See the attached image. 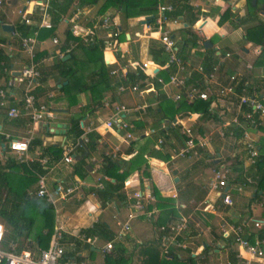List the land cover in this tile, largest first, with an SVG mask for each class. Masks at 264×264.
I'll use <instances>...</instances> for the list:
<instances>
[{
    "label": "crops",
    "instance_id": "0c3cea01",
    "mask_svg": "<svg viewBox=\"0 0 264 264\" xmlns=\"http://www.w3.org/2000/svg\"><path fill=\"white\" fill-rule=\"evenodd\" d=\"M78 1L73 0L66 14L60 16L56 25L51 22L52 28L50 30H37L38 44L35 47L34 63L41 76L35 92L38 103L46 105L45 102L50 101L49 109L53 118L43 119L34 125L26 152L27 159L34 160L35 167L41 168L43 172L41 175L45 178L46 191L53 202L50 204L53 209V219L49 239L53 231L60 228L62 233L60 246L64 252V259L77 260L81 264H87V262L103 264L104 255L100 249L105 241L102 242L97 234L88 233V230H92L96 225H102L112 234L113 239L115 233L111 230L107 220H104L109 208L113 206L116 214H119L120 209H123L125 220L128 214L134 213L132 193L139 192L142 196L151 195L152 185L159 190L163 197H170L173 193L177 197V192L186 186L193 192H204L202 199L196 205L188 194L181 199L175 198V205L182 207L180 209L182 215L186 209L191 210L186 216L189 218V225L184 236L190 238L199 234L208 238V243L203 244L202 249L198 248L196 252H191L193 256H195L194 254L201 255L202 251L206 249L209 264L212 262L210 257L212 254L221 257L222 253L225 264L228 251H232L235 257L238 250L235 247H229L227 245L229 241L222 237L226 231L229 232L230 226L243 227V236L248 239L251 238L250 241L258 237L264 242V225L260 229L254 227V222L264 224V218L261 215L264 193L259 191L256 197H253L258 178L257 168L254 171L249 167L247 168L246 154L243 148L244 140L241 137L242 133H247L256 142L259 157L261 149H264V120L261 121V127L256 130H250L244 125L236 127L232 124L233 117L237 115L236 108L232 105L230 96L219 95V89L231 83L235 94H240V90L243 88L244 95L258 99L264 106V12H255V10L250 9V6L259 8L264 4L263 0H254V3L252 0H156L155 13H144V15L139 13L141 8L138 7L127 8L126 12L122 13L116 1L103 12L99 11L103 5L102 0L91 6H79ZM45 2L46 0H2L0 6V52L8 59L9 68H5L7 72L3 73L2 71L3 75H0V89H4L9 77H16L15 74H18L27 62L25 56L19 51L17 39L10 32L3 30L2 26H9L11 32H17L16 26L24 17L29 21L27 28H34L35 30ZM161 5L172 7L171 11L163 13L165 19H169L164 30L169 32L176 48H179L184 40L182 38L183 31L190 32L196 38L195 47L189 49L185 58L177 56L188 65V68L190 67L189 70L192 71L193 75L195 74L200 78L199 83L186 81V86L196 84L199 89L208 94L207 101L209 104L206 115L198 112L184 115L181 110L179 113H174L173 119L170 121L169 117L163 116L159 109L163 108L169 112L173 105L177 107L178 102H172L171 96L175 95L178 90L172 87L166 90L162 89L161 86L157 89L154 87L153 81L160 77H152L150 71L154 67L152 71L157 72V69L162 67L151 61L148 50L150 46L161 48L158 35L157 37L156 35L143 36L140 34L136 23L144 27L141 21L150 17V21L146 23L149 24L157 15L158 6ZM171 12L178 13L176 17L172 18L168 16ZM75 13L78 15L77 21L73 24L68 23L69 18ZM105 16L109 17L120 32L118 42L122 47L124 46L120 55L121 61L124 58L123 54L127 56L124 60V68L120 70L133 73L135 68H141L145 77L143 81L137 83L138 94L136 93V95L140 103L134 106H144L146 111L144 115L131 117L136 125L134 133H132L133 139L128 141L123 140L122 133L105 128V122L112 116L114 106L116 104L123 105L117 98L116 103H111L108 89L110 86L112 87L109 85L112 76L105 83L108 88L107 91L100 92L102 99L99 106L93 105L89 93L77 95V104L67 107V103L59 99L61 93L55 92L53 95L49 92L53 86L56 90V88L66 84V82L61 81L57 70L54 71L53 67L58 59L62 62L68 60L69 53H72V56L75 57L74 62L78 63L84 70V79L95 80L94 76L90 74V68L93 67L92 63L86 62L78 49V45H85L77 43L60 58H57V54L66 47L68 42L65 40L66 30L70 32L75 26V32L83 35L95 28ZM220 19L222 20L221 23H219ZM47 31H51V33L47 34ZM186 36L189 37L187 34ZM52 38L57 40L56 45L51 43ZM92 38L91 43L97 40L102 43L103 63L108 67V70L113 71V66L116 64V53L112 54L104 48L102 32H97ZM206 40L209 41V45L203 47L202 44ZM164 55L167 60V55L165 53ZM65 56L68 57L62 60ZM144 63L148 65V68L143 69L141 67ZM197 67L202 68V74L194 71ZM208 67L210 69L206 70ZM209 73L213 74V78L206 81L204 75ZM231 77L234 78L233 82L229 81ZM235 81L243 82L239 93L236 92ZM61 82L62 84L58 85ZM122 82L124 85H131L127 80ZM204 82L207 83V86L204 85ZM22 92L23 83L18 81L7 89L9 96L7 106L15 107L20 111L17 118L7 119L5 116L6 109H0V162L2 164L8 160L7 165L12 167V169L7 170L9 183L12 187L17 191H24L28 197L36 198L34 196L36 189L35 170L28 166L27 168L30 170L28 176L21 171V168H13L12 162H17L15 155L9 152L3 141V135H8L12 139L25 138L31 129L28 117L20 110ZM51 99H54L53 103ZM56 99L57 101H55ZM10 102L13 106L9 105ZM85 106H89L90 109L80 119L79 129L82 131L80 136L90 135V145L85 144L83 149L72 153V162L65 164L62 159L66 150L78 140V138L72 140L70 136L66 135L69 129V118L80 116L81 110ZM238 121H240V116H238ZM179 124L191 126L194 135H208L210 137L208 146L198 151L195 156L189 155L185 158L172 159L171 150L181 145ZM28 127L30 128L28 129ZM150 130H153L155 134L163 135L164 143L160 153L166 155L168 159L162 162L157 159L146 158V167L142 166V169L145 168L146 176L137 172L130 174L124 180L123 187L118 193L124 200L117 202L114 195H106L108 192L107 183H112L114 180L103 174L101 170L102 158L121 163L118 171L120 173L123 169L122 164H125L137 153H143V157H145L147 151L155 149L156 135H150L148 133ZM229 132L232 133V136L228 135ZM237 133L241 135L238 137ZM118 134L121 136L119 137ZM37 160H46V163L41 164ZM232 165L234 167H231ZM221 167L230 171L227 176L230 186L235 182H242L240 179L243 175H249L254 181V184L246 185L239 191L230 187L231 206L229 207L222 205L208 188L212 172ZM31 178L35 180L28 184L27 180L29 181ZM174 178H176V182H174ZM232 180H234L233 183ZM75 183H78V189L65 201H61L59 197L63 190ZM98 184L101 185L102 189L98 187ZM111 202L114 203L111 204ZM147 207L154 210L152 219L147 221L142 216H137L131 221L130 234L125 240L119 243L114 242L113 246L120 244L124 249L131 252L134 246L140 245L155 236L156 230L151 224L157 216V211L153 208V202ZM112 217L114 218V215ZM35 219L26 239L20 241L22 243L21 252H28L33 256H37L40 251L46 249L49 243V239L47 244L43 242L40 245L37 242L36 237L41 231L43 234L46 233V230H42V218L38 216ZM119 223L122 222L116 221L115 227H118ZM221 225H224L223 229H221ZM224 230L225 232H223ZM100 241L102 244L98 248L96 242ZM185 249L189 250L188 247ZM87 250L88 254L86 253ZM177 252L180 255L182 251L177 250ZM95 253L101 256L99 263L92 256Z\"/></svg>",
    "mask_w": 264,
    "mask_h": 264
},
{
    "label": "built area",
    "instance_id": "2783aa9c",
    "mask_svg": "<svg viewBox=\"0 0 264 264\" xmlns=\"http://www.w3.org/2000/svg\"><path fill=\"white\" fill-rule=\"evenodd\" d=\"M2 5V0H0V6ZM47 0L45 2L44 8L40 13V18L36 25L35 30L29 36H20L17 32H10V34L17 39L18 47L20 53H22L27 62L22 66L21 70L16 77H9L6 82L4 89H0V109H6L5 116L7 119H15L20 115V111L15 107H8V94L7 89L11 88L15 82L23 83V92H22V101H21V111L28 117L31 129L27 132V137L22 139H12L8 135H3V141L7 145L9 152L15 155V160L24 164L27 167L30 166L34 160L27 159L26 152L28 150V144L31 140V135L33 127L35 124L39 123L41 120H49L53 118V114L49 109L50 102L46 105L36 102L35 100V90L38 87V79L40 78L39 71L36 69L34 63V54L35 47L38 44L36 36L37 30L44 29L50 30L52 24L50 21L49 13L47 12ZM172 10L171 6H158L157 15L152 19L151 22H154L156 30L158 31V41L162 51L167 55L166 66L172 68V72L168 75L167 80L163 81L160 78H157L155 81L161 86L162 89L166 90L170 87L177 89V93L171 96L172 102L176 103L180 100H184L188 103H191L195 100L207 101L208 94L206 91L199 89V86L192 84L186 86L187 79L191 76V70H189L188 65L182 61L176 53V46L174 41L170 38L168 31H165L162 28V24L165 22L164 12H169ZM77 13L73 14L68 23H75L77 21ZM21 23L28 25L29 21L27 18L22 17ZM75 26L72 27L70 31L73 37L77 38L79 41H68L66 47L57 54V58L62 57V55L68 53L77 43L82 45H88L90 40L93 39V35L97 32H102L104 40V48L107 49L110 53L115 54L118 51L119 47V30L117 26L109 19L108 16H105L101 19V22L95 26L88 33L83 35L75 32ZM146 31L150 30L149 24H144ZM53 45L57 44L55 38L51 39ZM228 56V55H226ZM143 69L148 68L147 64H142ZM154 69V67H153ZM151 69V76L154 77V73ZM3 73L7 72L3 68ZM123 71V70H122ZM199 74H202V68L197 67L194 69ZM126 71L122 73L120 71H110L109 76H118L122 81L126 80ZM204 78L206 81H209L213 78V74H205ZM234 78L229 79L230 82H233ZM204 85L207 86V83L204 82ZM129 91L130 93H138V85L131 84L118 87V92L124 93ZM244 89L241 88L240 94H235L231 83L227 86H224L219 89V95L230 96L232 105L236 108V116L232 119V124L237 126H245L250 130H256L261 127V121L264 120V106L258 99L250 98L243 94ZM245 108V110H243ZM146 108L144 106H134L131 108L124 107L123 105L116 104L114 106V112L110 119L105 122V128L113 129L117 133H122V138L124 141L132 140V130L134 127L132 124L127 122L129 115L139 116L144 115ZM238 116H240V121H238ZM242 121V123H241ZM180 125L179 135L181 137V145L176 149L171 150V158H185L189 155H196L198 150H202L208 146L210 143V137L208 135L200 136L194 135L191 129V126ZM150 135H156L154 148L156 150H162L164 138L163 135L155 134L153 130L148 132ZM229 136H232V133H228ZM243 138V148L246 154L245 162L247 168L251 170L256 169V164L258 162V149L256 147V142L247 134L242 133ZM87 143V136L84 134L80 136L76 143L66 150L65 156L62 161L65 164L72 162L71 154L76 150L83 149ZM41 164H45L46 160H37ZM246 172V171H245ZM213 175L209 181V191L213 192L215 198L220 200L222 205L231 206V199L229 196L230 187H234L236 191L244 188L246 185L254 184V181L249 177V175L242 177V182H235L230 186L227 179L230 171L227 168H218L212 172ZM36 184L34 196L45 200L49 204H53L51 198L49 197L46 191L45 178L43 175L35 173ZM231 182V181H230ZM234 180H232V183ZM78 183L73 184L70 187H66L61 193L59 199L65 201L74 191L78 189ZM98 187L102 189L101 185L98 184ZM172 199L176 198L175 193L170 196ZM132 199V209L134 213L127 215V218L119 226L118 232L113 236L111 241L105 242L101 247L100 251L103 255L108 254L112 248L114 242H121L126 239L128 234L131 232V221L134 220L137 216H142L145 220H151L152 214L154 213L153 209H149L147 205L153 202V197L150 194L142 196L139 192H134L131 195ZM177 211V217L174 220H171L164 226L157 227L155 230V238L159 241L160 251L162 255L167 254L171 249H181L184 250L186 247L184 245L183 236L186 234L189 218L180 213L181 206H174ZM264 224L261 222H254V227L260 229ZM224 228V225H221V229ZM243 227L241 226H230L228 228L229 232L225 230L222 237L229 242L227 245L229 247H235L238 251L235 254V259L238 264H264V251H263V240L255 237L253 240L243 236ZM3 227L0 224V242L3 235ZM229 233V234H228ZM62 239V233L60 228L55 229L51 234L49 243L46 249L40 251L37 256H33L28 252H20L18 254L14 253H5L0 251V264H81L75 260H65L64 252L60 246V241ZM226 264H229L226 262Z\"/></svg>",
    "mask_w": 264,
    "mask_h": 264
},
{
    "label": "trees",
    "instance_id": "16d2710c",
    "mask_svg": "<svg viewBox=\"0 0 264 264\" xmlns=\"http://www.w3.org/2000/svg\"><path fill=\"white\" fill-rule=\"evenodd\" d=\"M99 0H79V6L94 5ZM119 4V10L123 13L126 12L127 8L138 7L141 8L139 13L142 15L153 14L156 11L157 2L156 0H102L103 5L100 7V12L105 11L113 2ZM73 0H48L47 7L50 16V20L53 25H56L59 21L60 16L66 14L70 8ZM264 2V0H263ZM250 9L255 10V12L262 11L264 12V4L259 8L255 6ZM178 12L174 14L173 12L169 13L168 16L172 18L176 17ZM223 20V18H222ZM219 20V23L222 21ZM150 21V19H148ZM17 33L20 36H29L34 28H27L23 23H19L16 26ZM51 31H47V34H50ZM185 33L189 36L182 41V44L177 48L176 53L181 58H185L187 52L190 48L195 47L196 38L190 34V32L185 30ZM40 35V33H39ZM65 40L76 41L79 40L73 37L69 30L65 31ZM102 48L103 45L100 41L90 42L86 46L78 45V49L84 56V59L89 64L92 63L93 67L90 68L91 75L94 76L93 81L91 79H84L83 69L74 62L75 57L72 56V53H69V59L62 62L58 59L54 64V71L57 70L59 77L62 82H66L62 86V82L58 85H61L59 88H56V91L61 93L60 100H64L67 104V107H72L77 104V95L82 93H89L90 101L94 106H99L102 96L100 92L107 91L106 83V72H108V67L104 65L102 60ZM149 55L151 56V61L158 66L162 67L157 69V72L154 73V78L158 76L162 78L163 81L167 80L168 75L173 71L170 66H166V56L162 52L161 48L150 46L148 50ZM38 57V56H37ZM36 57V59H37ZM68 64V65H67ZM66 67V68H65ZM80 67V68H79ZM3 68H9L8 59L2 55L0 52V75L2 74ZM162 69V70H161ZM210 69V67L206 68ZM82 71V72H81ZM87 77V76H86ZM6 79V77H4ZM145 79L141 68H135L133 73H126V80L131 84H137L139 81ZM188 83L190 82H200V78L197 75H191L187 79ZM236 83V84H235ZM236 92L239 93V89L243 86V82L235 81ZM154 87L157 89L159 84L156 81H153ZM36 97V92H35ZM57 101V99L55 100ZM208 101L195 100L191 103L185 102L183 99L177 103V107L164 110L159 108L163 113V116H168L169 120L173 119L174 113L182 112L184 115L191 113H201L202 115L207 114ZM9 105L13 106L10 102ZM89 106H85L81 110V115L73 116L69 118V129L66 132L67 136H70L72 140L79 138L82 134V131L79 129V122L82 116L89 112ZM238 137L241 135L237 133ZM92 136V135H91ZM91 141L90 135L87 136V145L89 146ZM264 149H261L260 155L258 157L259 161L256 164L257 168V183L253 197H256L258 192L264 193ZM146 158H153L160 160L162 162L166 161L168 158L166 155L161 154L159 150L151 149L147 151L146 156L143 157V153H137L133 158L127 160L125 164H122V171L119 173L121 163L118 161H110L108 158H102L101 170L105 176H109L114 181L112 183H107L106 195H114L117 201H123V197L118 193L121 191L124 180L132 173L137 172L142 176H146L144 173L143 167H146ZM8 161V160H7ZM7 161L1 164L0 162V224L3 227V235L0 242V251L5 253H14L18 254L22 251L21 249V240H25L26 236L31 231L36 217H41L43 226L42 230L46 233H41L36 237L37 242L41 245L43 242L47 244L51 230H52V219H53V209L50 204L44 202L43 199L28 197L24 191L15 190L12 185L9 183V173L8 169H12L11 166L7 165ZM13 168H21V171L29 176V168L24 164H17V162H12ZM31 168L35 170L38 174H43L41 168L35 167V163H32ZM231 167H234L232 165ZM241 178V176H240ZM35 179L27 180L28 184L33 183ZM242 180V178L240 179ZM187 194L191 196L194 205H196L203 197L204 192L197 191L193 192L191 189H188L187 186L177 192L178 199L186 197ZM151 195L153 197V208L157 211V216L152 222L153 228L166 225L173 218L177 216V211L175 209V199L170 197H163L160 195L159 190L152 185ZM261 215L264 218V204L262 205ZM185 208V207H184ZM184 210V209H183ZM190 209L183 211L184 215L187 216L190 213ZM97 229V232H96ZM90 234H97L103 241H109L112 239V234L102 225H96L92 230H88ZM152 240H147L140 245L133 247L132 251L129 254H125L124 248L120 244H115L113 250L110 254H106L103 257V264H132L135 261V264H195L201 255L193 256L190 254L189 250H184L187 252V255L181 257L177 250L171 249L167 254L162 255L160 251L159 241L153 237ZM251 239V238H249ZM44 244V245H45ZM206 249L202 251L201 254L205 253ZM134 257V259H133ZM77 261V260H76ZM78 262V261H77ZM227 262L229 264H238L237 260L234 257L232 251L227 252Z\"/></svg>",
    "mask_w": 264,
    "mask_h": 264
},
{
    "label": "rangeland",
    "instance_id": "374dc122",
    "mask_svg": "<svg viewBox=\"0 0 264 264\" xmlns=\"http://www.w3.org/2000/svg\"><path fill=\"white\" fill-rule=\"evenodd\" d=\"M163 4V3H162ZM167 23H169V19L167 18L165 20V22L162 24V28L166 29V26ZM136 26L137 28L139 29V32L140 34H142L143 36H147V37H151L152 35H158V32L156 30V26L154 25V22H150L149 23V27H150V30L149 31H146L144 27H141L139 23H136ZM165 26V27H164ZM121 38V36H120ZM182 38L183 39H186L187 36H186V33L183 31V34H182ZM145 43V42H144ZM124 49V46L122 47V45L120 44L119 47H118V51L116 52V56H115V59H116V64L115 66H113L114 70L116 71H119L121 68L123 69L124 67V63H125V59L127 56H125V54H123L122 56L124 57L123 60L121 61L122 57H120L121 55V52L123 51ZM129 60H132V59H129ZM112 68V69H113ZM119 68V69H118ZM110 69V68H109ZM124 71V70H123ZM122 70H120V72L122 73L123 72ZM108 72H110V70H108ZM109 74V73H108ZM108 74H106V77L107 79L106 80H109L108 78L110 77ZM41 76V75H40ZM109 85H112V87L110 86L109 87V95L111 96V103H116V98L120 101L121 104H123L124 106H126L127 108L128 107H133L135 104H139L140 103V100L138 99L136 93H130L129 91H125L124 93H120L118 92V87L120 86H125L123 84V82L118 78V76H112L110 77V81H109ZM38 83H39V79H38ZM159 88V86H158ZM53 95L55 94V92H57L54 88V86L50 89V91ZM140 92V91H139ZM48 93V92H47ZM138 94V93H137ZM37 93H36V97H35V100L36 102L37 101ZM53 100L54 99H51V102L53 103ZM47 102H50V101H46L45 103L47 104ZM101 104V103H100ZM165 108V106H163ZM131 117L132 115H129V117L127 118V122L132 124L133 127H135L136 125V122L133 123V121L131 120ZM30 123V121H29ZM30 127H28L29 129ZM132 133H134V130H132ZM118 136L120 137L121 134H118ZM133 136V134H132ZM205 149V148H204ZM198 151H201V150H198ZM195 159V157H193ZM210 166V163L208 164ZM213 175V173H212ZM73 194V193H72ZM118 202V201H117ZM114 202H111V204H113ZM124 214V211L123 209H120V212L119 214H116V211L115 209L113 208V206H111L109 208V211L107 212L106 214V217H105V221L107 220V223L109 224L111 230L113 231V233H117L118 230H119V226L121 225V223L118 224V227H115V222L118 221V222H124L126 220V217H125V220L123 218V215ZM114 215V218L112 217ZM116 217V218H115ZM129 235V234H128ZM151 236V235H150ZM188 236H183L184 238V244L186 245V247H188V249L190 250V254L191 252L194 253L196 252V250L198 248H201L202 249V246L203 244H207L208 243V238L205 237V236H201L199 234L197 235H194V236H191L190 238H187ZM154 238H151L150 240H152ZM220 240V239H219ZM103 242V240H101ZM96 242V244L98 245V248H100L99 246L102 244V242ZM125 251V254H129L130 251H128V249H124ZM179 251H182L180 252V256L181 257H184L187 255V252H185L184 250H181L179 249ZM86 253L88 254V250L86 251ZM179 254V253H178ZM195 256H197L196 254H194ZM94 257V259L96 260L97 263L100 262L101 260V256L100 254H93L92 255ZM199 256V255H198ZM202 258H199L197 260V262H195V264H209V260H208V255H207V251H205V253L201 254ZM210 257L212 258V262H210V264H225V259L223 257V254L221 253V257L217 254H212L210 255ZM220 257V259H218ZM134 259V257H133ZM207 261V262H206ZM87 264H90V262H87ZM132 264H135V261L132 263Z\"/></svg>",
    "mask_w": 264,
    "mask_h": 264
},
{
    "label": "water",
    "instance_id": "95a60500",
    "mask_svg": "<svg viewBox=\"0 0 264 264\" xmlns=\"http://www.w3.org/2000/svg\"><path fill=\"white\" fill-rule=\"evenodd\" d=\"M252 2L254 3V0H252ZM148 19H150V17H146V18H144V20H142L141 22L143 23V24H146L147 22H148ZM2 29L3 30H6L7 32H11V28L9 27V26H2ZM209 45V41H204L203 42V44H202V46L203 47H206V46H208ZM68 56H65L64 58H62V60H64L65 58H67ZM16 76H18V74H15ZM174 182H176V178H174Z\"/></svg>",
    "mask_w": 264,
    "mask_h": 264
}]
</instances>
